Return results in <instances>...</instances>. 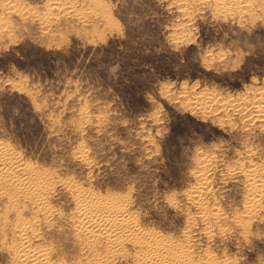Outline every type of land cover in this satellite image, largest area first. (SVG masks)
<instances>
[{
  "label": "rangeland",
  "instance_id": "rangeland-1",
  "mask_svg": "<svg viewBox=\"0 0 264 264\" xmlns=\"http://www.w3.org/2000/svg\"><path fill=\"white\" fill-rule=\"evenodd\" d=\"M21 263L264 264V0H0Z\"/></svg>",
  "mask_w": 264,
  "mask_h": 264
},
{
  "label": "bare ground",
  "instance_id": "bare-ground-1",
  "mask_svg": "<svg viewBox=\"0 0 264 264\" xmlns=\"http://www.w3.org/2000/svg\"><path fill=\"white\" fill-rule=\"evenodd\" d=\"M3 157H5V156H3ZM6 158H7V157H6ZM12 158H13V157H12ZM8 159H9V158H8ZM3 160H5V159H3ZM10 160H11V159H9L8 161H10ZM5 163H6V160H5ZM5 163H4V164H5ZM6 164H7V163H6ZM10 164H11V163H10ZM10 164H9V166H10ZM1 165H2V164H1ZM4 167H5V166H4ZM10 167H11V166H10ZM10 167H9V168H10ZM2 169H3V166H2ZM11 172H12V171H11ZM102 207H104V206H102ZM108 210H109V209H108ZM84 211H85V210H84ZM110 211H111V209H110ZM85 213H86V212H85ZM104 214H105V213H104ZM87 215H88V214H87ZM96 216H97V215H96ZM96 216H95V218H96ZM85 217H86V216H85ZM104 217H105V216H104ZM104 217H103V218H104ZM118 217L120 218V216H118ZM81 218H82V217H81ZM88 218H89V217H88ZM95 218H94V219H95ZM105 218H106V217H105ZM105 218H104V219H105ZM109 218H110V217H109ZM123 218H124V217H123ZM125 218H126V217H125ZM129 218H131V216H130ZM94 219H93V220H94ZM111 219H112V218H111ZM84 220H86V219H84ZM106 220H107V219H106ZM116 221H117V220H116ZM119 221L121 222V220H119ZM130 221H131V220H130ZM89 222H90V221H89ZM97 222H98V221H97ZM87 223H88V222H87ZM107 223H108V222H107ZM94 224H95V223H94ZM108 224H109V223H108ZM114 224H115V223H114ZM118 225H119V224H118ZM123 225H124V224H123ZM129 225H130V224H129ZM79 227H80V224H79ZM101 227H102V226H101ZM80 228H81V227H80ZM103 228H104V227H103ZM105 228H106V227H105ZM110 228H111V227H110ZM113 228H114V227H113ZM131 228H132V227H131ZM84 230H85V229H84ZM84 230H83V231H84ZM89 230H90V229H89ZM101 230H102V229H101ZM116 230L118 231V229H116ZM92 231H93V230H92ZM95 231H96V230H95ZM137 231H138V230H137ZM89 233H90V232H89ZM108 233H109V232H108ZM118 233H119V232H118ZM21 234H22V233H21ZM93 234H94V233H93ZM23 235H24V233H23ZM24 237H25V236H24ZM24 237H23V238H24ZM114 237H115V236H114ZM112 238H113V237H112ZM26 243H27V242H26ZM26 243H24V245H25ZM15 245H16V244H15ZM26 247H27V246H26ZM43 250H44V249H43ZM20 251H21V250H20ZM20 251H19V252H20ZM26 251L28 252V250H26ZM33 251H34V250H33ZM33 251H32V252H33ZM37 252H38V251H37ZM39 252H40V251H39ZM42 252H43V251H42ZM28 253H29V252H28ZM35 253H36V252H35ZM29 254H30V253H29ZM36 254H37V253H36ZM12 255H13V254H12ZM20 256H22V254H21ZM23 256H24V255H23ZM28 257L32 260L31 263H32L34 260H35V263H36V258H37V257H34V254H31V255L28 256ZM28 257H27V259H28ZM39 257H40V256H39ZM43 257H44V256H43ZM21 258H23V257H21ZM25 258H26V257H25ZM46 258H47V257H46ZM30 259H29V260H30ZM44 259H45V258H44ZM44 259H43V260H44ZM23 260H26V259H23ZM37 260H38V259H37ZM45 260H47V259H45ZM38 262H39V261H38ZM38 262H37V263H38ZM27 263H28V261H27ZM39 263H40V262H39ZM21 264H22V263H21ZM42 264H43V263H42Z\"/></svg>",
  "mask_w": 264,
  "mask_h": 264
}]
</instances>
